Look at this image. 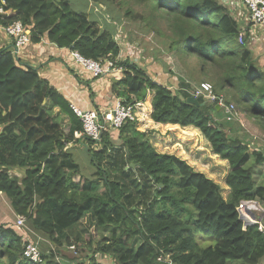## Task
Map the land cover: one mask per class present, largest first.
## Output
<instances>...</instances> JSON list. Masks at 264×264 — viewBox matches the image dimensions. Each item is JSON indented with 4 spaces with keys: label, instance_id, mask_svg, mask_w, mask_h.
<instances>
[{
    "label": "trees",
    "instance_id": "trees-1",
    "mask_svg": "<svg viewBox=\"0 0 264 264\" xmlns=\"http://www.w3.org/2000/svg\"><path fill=\"white\" fill-rule=\"evenodd\" d=\"M139 1L147 16L127 11L126 18L154 32L166 31L161 53L178 62L189 56L198 60L199 76L211 84L214 95H223L224 106L234 103L264 133V70L237 43L239 29L227 10L217 0ZM0 8L9 12L0 15V27L19 21L34 42L45 38L86 60L111 61L122 72L119 81L110 83L116 99L135 105L149 92L152 122L199 131L212 154L229 167L225 200L204 175L173 155L158 153L150 133L139 132L135 122L116 130L120 148L114 149L108 133L99 142L83 135L75 139L82 128L68 104L35 71L0 50V195L10 202L16 220L25 219L20 229L0 225V264H31L23 257L29 242L40 252L37 264H63L49 246L77 248L81 255L93 245L79 228L87 214L95 219L98 234L110 237L101 240L104 244L94 249V256L106 254L114 264H167L165 259L171 264H259L264 259V233L255 225L243 229L236 211L242 201L263 198L264 188L251 173L264 156L218 122L223 117L230 126L237 120L227 121L225 110L217 111L200 98L199 105L188 104L191 83L157 84L133 62L117 60L120 45L131 35H124V25L105 6L90 10L94 19L72 11L65 0H0ZM54 107L68 118L66 135L51 114ZM70 143L86 147L93 169L82 185L71 182L82 174L68 153ZM112 150L117 153L111 157ZM110 158L113 170L107 171L102 164ZM15 171L22 177H11ZM28 235L23 242L22 236ZM196 235L213 239L214 245L201 248ZM91 264H96L93 259Z\"/></svg>",
    "mask_w": 264,
    "mask_h": 264
},
{
    "label": "rangeland",
    "instance_id": "rangeland-1",
    "mask_svg": "<svg viewBox=\"0 0 264 264\" xmlns=\"http://www.w3.org/2000/svg\"><path fill=\"white\" fill-rule=\"evenodd\" d=\"M65 1L69 3L72 11L85 12L89 16L90 19H94L93 16H91V14L89 15L91 9H94L95 11L98 12V10L101 7L103 8V6H105V8L109 10V13L112 16L117 17L118 20L122 22V24L120 25L125 26L126 30L124 29V26H123L124 35H127V36L131 35L130 39L127 37L128 42L130 44V46L128 45V47H131V48L134 46L137 47V49L139 50L137 52V57H141V58L144 57L143 59H150V57L151 56L153 57L154 55L162 63L166 65V68L169 71H171L173 75H175L180 80L181 79L185 80V83H188V84L192 83V85H195L202 81L208 82L207 79L199 76L198 72H199L200 63L198 60L195 61L193 58L189 56L187 59L183 60L182 62L181 61L178 62L175 57L168 55V54L161 53V50L163 49L162 37L167 35L166 31L163 30V31L158 32V30H156L154 32L148 29L147 25H142L140 22H134L126 18L125 12L127 11H130L131 14H144V15L147 14V10L141 5L139 0H65ZM231 1L232 0H217V2L221 4L222 7H224L231 16H233L237 11L236 10L237 7L235 5L236 1L234 3H232ZM96 4H98L99 6H96ZM235 20L236 19H234V22ZM242 20L244 21V19H240L239 21H242ZM144 26H145V29H144ZM157 32L160 33L158 34V36L160 37V38L158 37V39H156ZM260 33H257L255 41H252L250 39L249 34H247L246 38L243 41V45H245L246 47L248 46L254 47L252 50L253 54H252L251 59L255 65L261 68H264V48L262 46H259L258 44L260 43L259 42L260 39L258 40ZM253 42L255 44H253ZM151 62H149V64ZM141 63L146 65L144 61H142ZM104 75H107V74H104ZM177 83L179 84L178 81ZM135 105L138 106V103ZM236 108H237L236 109L237 112L239 113V115L237 116L238 118L237 122H234L232 125L229 126L226 123H224L223 117H220L218 119V122L221 124H224L225 130L228 129L232 133H235V135L241 140L245 138L246 142H250L249 141L250 137L253 138L255 136L257 138L256 142L254 140H252L251 142H255V143L258 142V144H263L262 142H264V133L254 126V124L252 123L253 121L252 119H248L244 116V114L242 113L239 107H236ZM60 119H63V118H60ZM60 119L55 118V121L60 122ZM61 124H62V132L66 135L68 133L67 131L68 123L62 122L61 120ZM135 124L137 126L138 122H135ZM190 129L193 130V128L191 127L189 128H180V127L179 128H171V127L167 128L165 127L163 128L164 131H167L165 134L161 135L159 133H156L157 136L155 135L152 136L151 134L148 138H149L150 143L158 151V153L173 155L177 157L178 159L184 161L187 165H189L193 169L195 173H200L204 175V177H206L207 179L215 183L219 187L221 197L223 199L224 198L227 199L228 196L226 197L225 195L227 194V190H225V187H226L225 178H226L227 173L229 172V167L227 166L225 161L223 162L221 161L223 164H221L220 162H214V163H211V165H208L207 163L210 162V160L207 159L206 157H208L212 153L210 145L203 138V136L201 135L199 131L191 135L193 132ZM156 137L161 138V141H158ZM195 138H197V140H195ZM162 141H164L165 145H162L163 144ZM112 142L113 144L116 145L114 149L120 148L117 140H112ZM88 147L92 149H96V150L99 149L97 148V146L92 145V144H90ZM115 152H116L115 150H112L111 157L112 155L115 154ZM249 152H252V151H249ZM68 153L70 154L72 158V162L76 163L80 167L79 171L82 174V175L79 174L78 176L71 177V182L76 183L78 185H82L83 182L87 179L89 180V178H91V175L93 174V169L91 167L90 160L88 159L86 155L87 153L86 147L84 148L83 146L81 147L78 146L75 148H71V149H68ZM111 161H112L111 158L107 159L102 164V167L107 171L109 170L112 171L113 167L111 165L112 164ZM126 169L127 168H125V170ZM15 173L11 172L10 176L13 177L16 175L18 176V178L22 177L21 172L15 171ZM113 175L114 174L112 173V176L110 177L113 178L114 177ZM251 176L252 177L254 176L253 179L255 183H257V185H261L264 188L263 186L264 179L263 178L259 179L260 177L259 172L257 174V172H254L253 170L251 173ZM103 187H104L103 181H99L98 189L102 190ZM262 200H264V196L261 200L256 199L252 202L258 203V202H262ZM15 220H16V216L14 215L12 209L10 208V202L4 196L0 195V225H5V224L15 225L14 224ZM94 226H95V219L93 218L91 214H87L80 223L79 228L84 233L83 237L88 236L90 238V241L93 244L92 246L87 247L86 252H81V255L76 253L77 248L71 251L68 249L69 247H67V249H64V250L61 248H56L55 246H49V247L53 249V253L56 254V257H60V261L63 264H67L68 262H71L70 264H91L92 259L94 260L96 264H114L112 258L110 256H107L106 254H98L97 256H94V252H93L94 249H97L98 246L102 247L104 244L101 240L103 238H105L106 240H109L110 238L108 233L98 234ZM79 228L77 229L81 231ZM89 231H93V235H91ZM40 240L42 241V239ZM195 240L201 248H206L208 246L214 245L213 239L205 238L201 235H196ZM138 241L136 240L135 244H140V242ZM43 248L40 246V249H43ZM72 255L75 256V258H77L80 262L72 261L74 259V258L71 259V257H73Z\"/></svg>",
    "mask_w": 264,
    "mask_h": 264
},
{
    "label": "crops",
    "instance_id": "crops-1",
    "mask_svg": "<svg viewBox=\"0 0 264 264\" xmlns=\"http://www.w3.org/2000/svg\"><path fill=\"white\" fill-rule=\"evenodd\" d=\"M235 1L237 3L238 0H232L231 2L234 3ZM236 10H237L236 13L233 16L231 15L230 16L233 21L234 19H236L235 23L237 24V27L239 29L240 26L247 25V23L243 20L239 21L240 19H243V15H244L243 10H239L237 8ZM8 14L9 12L6 13V15ZM99 22H102V18L101 19L99 18ZM256 35L257 34L254 33V35L251 36L250 39L252 41H255ZM258 40L260 42L258 43L259 46H262L264 48V33L263 34L260 33ZM253 44L255 43L253 42ZM128 45L130 46L129 42L127 43L126 41H124L123 44L120 45L121 48L118 53L120 59L122 61L129 60L133 62V64L139 67L140 69L145 70L147 75L151 78L153 82L161 85H174L175 80H177L179 83L180 81H185L182 79L180 80L175 75H173V73L166 68V65L162 63L154 55L153 57L151 56L150 59H143L144 57L142 58L137 57V52L139 51L137 47L134 46L131 48L128 47ZM13 48H14V42L4 35L0 27V50L8 51L12 56V58H14L16 63L20 65L22 68L35 71L37 76L43 81L44 84L50 86L54 90V92H56L58 95L62 97V99L68 104V107L70 108L71 111H72V107H75L83 111L95 110L97 112H105L113 108L114 105L117 103L118 99L115 98L110 83H116L117 81L120 80L122 74L121 69H119L120 71H114L107 75H103L100 77H93L90 73L84 71L79 65H77L74 62L70 50L65 48H58L54 44L49 43L45 38H40L38 41L35 42L30 39L29 43L24 47H22L21 49H19L17 53H15V50H13ZM247 48L250 52H252L254 47L248 46ZM252 54L253 53H251V56ZM142 61H144L146 65L142 64L141 63ZM149 62L151 63L149 64ZM262 69L264 70V68ZM151 99H152V95H150L149 92H147L144 101L138 102L139 105L137 106V115H138L137 130L141 133L144 132L150 133L149 136L151 134L152 136L153 135L157 136L156 133L162 135L167 132L163 130V128L165 127L179 128L176 125L164 126L160 124H155L150 120ZM45 103L46 101L44 102V104ZM51 114L55 115L56 118L59 119L63 118L60 119V122H58L60 123V125H61V120L62 122L68 123L67 116L63 114H59V108L54 107ZM67 131L69 132V123L67 126ZM0 132H1V127H0ZM116 132L117 131L115 130H111L106 133L109 134L111 140H117ZM192 132L193 133L191 135L197 132V130L193 129ZM73 137L75 139L77 138L75 134ZM156 139L158 141H161V138L159 137H156ZM256 139L257 138L255 136L253 138L250 137L249 140L250 142H246V143L248 144V147H250L254 151H258L262 153L264 156V142H262L263 144H258V142L255 143ZM195 140H197V138H195ZM252 140H254L255 142H251ZM162 142H163L162 145H165L164 141ZM78 146L81 147L83 145H81L80 143L78 144L70 143L67 145V148L71 149ZM206 158L210 160V162L207 163L208 165H211V163L214 162H220L221 164H223L222 163L223 161L220 160L217 156L213 155L212 153ZM225 163L227 164V162ZM254 172H257V174L259 172L260 175L259 179L260 178L264 179V162L261 165H259V167H256L254 169ZM258 186L262 187L261 185ZM225 190H227V194H225L227 197L229 194V189L225 187ZM263 201L264 200H262V202H258V204H260V206L264 209ZM14 224L17 226L16 222ZM24 227H25V221H24ZM18 228L20 229V227ZM34 237L39 240L40 238H42L40 235H36ZM29 239H30V235L22 236V240H29ZM70 263L71 262H68L67 264ZM259 264H264V259H262L259 262Z\"/></svg>",
    "mask_w": 264,
    "mask_h": 264
},
{
    "label": "built area",
    "instance_id": "built-area-1",
    "mask_svg": "<svg viewBox=\"0 0 264 264\" xmlns=\"http://www.w3.org/2000/svg\"><path fill=\"white\" fill-rule=\"evenodd\" d=\"M1 4L3 5L4 2L1 1ZM235 5L237 9L243 10V19L247 23V26H240L237 36V43L242 46L246 38V33L249 34L250 37L253 36L254 33H264V0H238ZM2 14H6V12L0 8V15ZM1 30L7 38L14 42L13 50H15V53L30 41L28 31L24 29L19 21L1 27ZM71 56L77 65L84 71L90 73L93 77H100L104 74L120 71L114 68L111 61L105 60L100 63L86 60L77 53H71ZM117 60H121L119 55ZM191 91H193L192 97L203 99L209 105H216V107L225 110L227 121L236 119L237 114L234 106L232 104L224 106L223 97L215 96L212 86L209 83L203 82L192 86ZM72 112L82 128V134L77 132L75 136L78 138L83 135L86 139L94 142H99L102 134L111 130L116 131L120 129L126 122L138 121L137 106L125 105L121 100H117L114 107L105 112H97L95 110L83 111L75 107H72ZM236 211L240 221L243 223V229L247 226L255 225L260 233H264V209L257 202L242 201L239 203ZM24 221L25 219L23 217L18 218L16 221L17 226H24ZM24 241L26 240H23V242ZM23 257L31 264H37L41 261L40 252L31 242L24 244ZM157 260L162 261L161 257ZM163 261L167 264H171L168 259Z\"/></svg>",
    "mask_w": 264,
    "mask_h": 264
},
{
    "label": "water",
    "instance_id": "water-1",
    "mask_svg": "<svg viewBox=\"0 0 264 264\" xmlns=\"http://www.w3.org/2000/svg\"><path fill=\"white\" fill-rule=\"evenodd\" d=\"M186 102H187L188 104L199 105L198 102H197V100H196L194 97H189V98H187V99H186ZM203 105H204V103L201 104V106H203ZM217 109H218V108H217Z\"/></svg>",
    "mask_w": 264,
    "mask_h": 264
},
{
    "label": "clouds",
    "instance_id": "clouds-1",
    "mask_svg": "<svg viewBox=\"0 0 264 264\" xmlns=\"http://www.w3.org/2000/svg\"><path fill=\"white\" fill-rule=\"evenodd\" d=\"M237 40V39H236ZM199 83H203V82H199ZM207 83V82H206ZM196 85H198V84H196ZM211 85V84H210ZM192 86H194V85H192ZM220 96H222L223 97V95H220ZM192 97V96H191ZM196 99V98H195ZM203 100V99H202ZM208 104V103H207ZM233 105L234 106V109H235V111H236V114H237V116L239 115V113L237 112V108H236V106H235V104L234 103H230L229 105ZM215 107H216V105H214ZM218 108V109H217ZM216 109H217V111H219L220 110V108L219 107H216ZM235 120H237L238 121V118L236 117V119Z\"/></svg>",
    "mask_w": 264,
    "mask_h": 264
}]
</instances>
